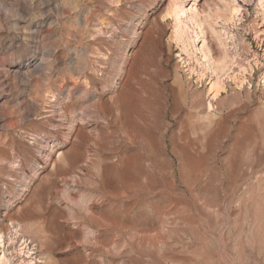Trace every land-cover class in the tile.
Here are the masks:
<instances>
[{
    "label": "rangeland",
    "instance_id": "obj_1",
    "mask_svg": "<svg viewBox=\"0 0 264 264\" xmlns=\"http://www.w3.org/2000/svg\"><path fill=\"white\" fill-rule=\"evenodd\" d=\"M174 1L0 0V264H264V0Z\"/></svg>",
    "mask_w": 264,
    "mask_h": 264
},
{
    "label": "bare ground",
    "instance_id": "obj_2",
    "mask_svg": "<svg viewBox=\"0 0 264 264\" xmlns=\"http://www.w3.org/2000/svg\"><path fill=\"white\" fill-rule=\"evenodd\" d=\"M239 13H240L239 8L234 7L232 10V16L234 18L239 17ZM168 16L169 18L174 19L176 26H177L178 35L181 38L191 40L192 39L191 37L193 36L194 38L195 36V38L193 39V42L195 43L196 41H199L200 34L196 33L197 31L196 27H198V23L196 21V18L194 17L193 8L188 9L183 0H176L170 6ZM202 48L203 47L200 48V51L203 52V57H204L203 63L205 66V70H210L211 58L209 57V55L204 53ZM217 79L218 81L221 80V78L218 76H217ZM216 87H217V84H212L211 89L214 90ZM217 94L218 92L214 90V95L217 96ZM24 249L25 248L22 249V252L24 251ZM4 259L6 258L4 257Z\"/></svg>",
    "mask_w": 264,
    "mask_h": 264
}]
</instances>
